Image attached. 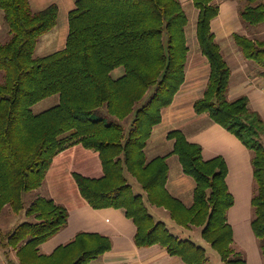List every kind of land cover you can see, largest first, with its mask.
Masks as SVG:
<instances>
[{
    "label": "trees",
    "instance_id": "1",
    "mask_svg": "<svg viewBox=\"0 0 264 264\" xmlns=\"http://www.w3.org/2000/svg\"><path fill=\"white\" fill-rule=\"evenodd\" d=\"M239 15L249 25L264 22L262 0H238ZM198 9L196 36L210 72L203 95L193 106L235 134L251 151L254 176L251 227L264 256V119L249 107L246 95L229 100L231 68L211 30L219 13L215 0H192ZM10 38L0 42V212L25 209L24 194L39 188L54 156L75 144L99 153L104 174L74 173L81 195L94 208H123L136 225L135 244L159 243L187 264H209L206 248L179 238L155 219L146 201L168 210L180 226L200 227L201 237L224 264H248L234 244L227 212L234 198L225 181L223 157L204 159L202 147L179 129L170 130L183 171L196 182L186 206L165 187L166 155L148 160L145 147L185 81L188 16L180 0H76L68 12L69 31L62 49L34 52L41 35L57 24L52 3L33 10L29 0H0ZM247 59L264 67V39L234 33ZM124 73L113 77L112 71ZM58 95L54 106L33 113L32 106ZM103 113L113 118L108 119ZM126 124V125H125ZM130 174L143 189L135 193ZM26 220L9 232L0 227V244L16 250L19 264H89L111 247L108 236L80 232L52 254L41 243L67 224V208L52 198L36 197Z\"/></svg>",
    "mask_w": 264,
    "mask_h": 264
},
{
    "label": "crops",
    "instance_id": "2",
    "mask_svg": "<svg viewBox=\"0 0 264 264\" xmlns=\"http://www.w3.org/2000/svg\"><path fill=\"white\" fill-rule=\"evenodd\" d=\"M75 1L61 0L59 3L56 0H29V3L33 10L56 3L59 8L58 20L61 15L60 4H63L65 14L62 15L67 17L66 27L63 29L66 38L69 31L68 12L74 7ZM180 1L182 4H193L192 0ZM215 1L219 6V13L211 21V30L231 68L228 98L233 100L241 95L248 96L249 107L258 111L264 119V82L261 80L264 75L253 72L252 60L244 57L233 37L234 33L243 29L246 31L245 35L254 38L257 32L254 29H246L241 23L238 0ZM262 2L264 3V0ZM196 10L198 14L199 11L197 8ZM6 26L3 24L0 9V31H7ZM260 32L261 39H264V22H261ZM209 72V62L201 50L200 54L186 62L185 81L172 103L162 110L161 122L153 127L145 154L148 160L156 156H167L168 175L165 187L186 206L193 202L196 182L183 171L178 156L172 153L174 140L167 138V133L173 129L181 130L190 142L202 147L204 159L223 157L228 168L225 181L234 198L233 205L227 212V220L233 228L234 244L245 253L248 264H258L262 253L251 227L255 186L251 151L235 134L214 122L207 112L196 113L194 110L193 104L203 95ZM75 172L90 178L103 176L99 153L82 144H75L54 156L43 184L34 190L35 198H52L64 205L68 211V219L62 229L40 244V253L50 255L59 246L72 241L78 233L87 232L108 236L111 241L110 249L92 259L89 264H187L179 256L169 254L159 243L145 247L137 246L134 241L136 225L127 217L125 210L116 207H92L81 195L74 178ZM158 210L160 220L165 222L166 227L177 237L196 239L201 236L200 227L177 225L167 209L158 207ZM166 217H170L178 228L172 231L170 225L164 221ZM0 248V264H19L15 249ZM244 248L248 249L249 254Z\"/></svg>",
    "mask_w": 264,
    "mask_h": 264
},
{
    "label": "rangeland",
    "instance_id": "3",
    "mask_svg": "<svg viewBox=\"0 0 264 264\" xmlns=\"http://www.w3.org/2000/svg\"><path fill=\"white\" fill-rule=\"evenodd\" d=\"M53 1H55V0H53ZM56 1H58L60 3L61 0H56ZM33 7H35V6H33ZM37 7H43V6H37ZM60 7H61V15H59V20H58L56 26H54V28H52L47 33L40 36V38L38 39L37 45H36L35 52H34L35 56L47 55L49 53H52V52L57 51L59 49H62L64 47L66 38H64L63 29L66 27L67 17L66 16L63 17V15H62V13L65 14L64 13V5L60 4ZM183 7H184V10L188 16V23L185 27L187 45L189 48L188 58H187V61H188L190 58L194 57L195 55L200 54V47H199V43H198L197 36H196V24H197L198 14H197L196 7L192 3H185V4H183ZM240 20L246 29H254L257 32L256 38L261 40V32H260L261 23H258L256 25H249V24L244 23L242 21V19H240ZM3 24H5V23L3 22ZM6 30L7 31H5V32L0 31V42L1 43L7 42L10 38V34L8 32L7 26H6ZM61 32H62V37H61ZM239 33L246 34V31H244V29H243V30H240ZM252 62H253L252 64L254 65L253 72H260L261 74L264 75V67L258 65L253 60H252ZM123 73H124L123 67H118L112 71L113 77H118V76L122 75ZM4 78H5V72H4V70H0V81H3ZM261 80L263 83L264 79H261ZM58 101H59L58 95L49 96V97L35 103L32 106V111H33V113H40V112L54 106L56 103H58ZM103 114L108 119L113 118L112 116L108 115L107 113H103ZM262 141L264 143V138H262ZM148 154H149V152H148ZM127 177L129 179V182L133 184V191L135 193H140V194L144 195L143 189L141 188L140 184L128 173H127ZM34 198H35V191H33V190L28 191L24 194V205H25L24 207H25V209L23 211H21L20 213L12 212L9 206H7L1 210V212H0V227L4 233L11 231L13 228L16 227V225H18L19 223H21L23 221L31 220V218H29L26 215V209L28 208V206L30 205L31 201ZM146 204L149 208V211L155 217V219L160 220L161 219V218H159L160 217L159 216L160 211L158 210V207L148 203L147 201H146ZM164 221H166L170 225L172 231L174 229L178 228V226L175 225V223L171 220L170 217H166ZM194 240L196 241L197 244L202 245L206 248V254L208 257V261H209L208 263L209 264H224L223 261L220 259V256L218 255V253L201 236L196 238V239L194 238ZM0 247H2L1 244H0ZM244 249L249 254L248 249L247 248H244ZM0 250H1V248H0ZM259 259H260V261L258 262V264H264V256L261 255V257H259Z\"/></svg>",
    "mask_w": 264,
    "mask_h": 264
}]
</instances>
